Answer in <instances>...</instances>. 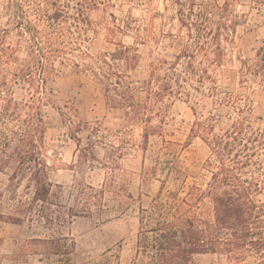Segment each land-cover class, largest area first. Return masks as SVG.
<instances>
[{
    "label": "trees",
    "instance_id": "16d2710c",
    "mask_svg": "<svg viewBox=\"0 0 264 264\" xmlns=\"http://www.w3.org/2000/svg\"><path fill=\"white\" fill-rule=\"evenodd\" d=\"M103 1H55L49 12L35 0H10L15 14L13 26H26L21 32L28 44L23 57L17 54V46L0 44V172L11 170L10 188H17L26 179L33 196L17 215L0 212V220L22 224L23 216L38 205L45 220L68 222L77 216H89L94 206L103 211L106 194L114 192L121 212L133 199L125 182L117 186L114 153H123L121 144L112 145L110 155L101 161L107 175L100 188L84 185L77 204L71 207L58 201L54 187L59 184L50 179L44 153V108L52 105L65 121L73 119L54 104L53 85L61 68L71 63L75 70L97 78L108 102L125 110L126 123L144 125V149L155 133L153 116L164 113L167 99L181 92L190 95L186 92L189 82L200 93L202 86L207 87L217 105L229 106L238 117L223 134L211 132L208 136L212 156L207 160L211 177L206 188L192 185L181 196L164 191L163 183L152 205L140 208L132 264H193L195 255L207 253L225 255L231 264H264V202L257 199L263 187L256 173L249 179L242 175L243 168L264 155V126L247 122L244 113L250 109L248 96L222 90L226 86L223 66L228 51L236 46L237 27L244 19L237 11L240 0H176L180 25L187 29V43L173 61H164L167 70L163 77L139 81L128 79L133 56L127 47L96 62L81 46L73 47V37L81 39L83 26L90 24V11ZM258 1L264 4V0ZM238 59L239 84L264 85V44L253 58ZM192 77L198 85L191 84ZM141 90L147 92L146 100L139 98ZM197 125L200 131L209 133L203 121ZM90 154L100 161L93 152ZM260 168L262 172L263 166ZM2 196L0 189V200ZM63 240L67 236L32 238L34 243L47 244L46 254L68 253L69 246L61 243ZM71 248H75V241Z\"/></svg>",
    "mask_w": 264,
    "mask_h": 264
},
{
    "label": "rangeland",
    "instance_id": "374dc122",
    "mask_svg": "<svg viewBox=\"0 0 264 264\" xmlns=\"http://www.w3.org/2000/svg\"><path fill=\"white\" fill-rule=\"evenodd\" d=\"M67 0H35L53 9L51 2ZM176 0H104L89 13L90 24L83 26L81 39L73 37V47L81 46L96 62L123 48L133 56L128 79L135 81L163 77L166 61H173L187 43V29L180 25ZM237 11L244 17L237 27L236 46L228 51L223 66L226 86L222 90L241 94L250 109L244 113L254 127L264 126V85L253 82L239 84L238 57L251 59L264 44V4L258 0H240ZM14 7L10 0H0V44L17 46V54L25 56L27 37L21 32L26 26H13ZM57 27V26H56ZM78 35L77 29H74ZM80 36V35H79ZM165 61V62H164ZM188 82L186 93L167 99L163 114L154 115L151 134L144 149V125L126 123L125 110L108 102L104 86L88 72L75 70L68 63L55 79V106H60L73 119L66 121L58 110L44 108L47 131L45 157L49 176L58 201L67 207L77 204L84 185L100 188L107 168L112 145L122 144L123 153H114L118 173L117 186L125 182L133 196L121 212L114 192L106 194L104 210L94 206L89 216H77L68 222H49L39 214V206L23 216L22 224L0 220V264H132L136 255L140 208L152 205L162 184L184 196L189 187L206 188L211 177L207 160L212 156L207 143L211 132L223 134L238 117L227 105H217L207 87L202 93ZM191 84L198 85L195 77ZM146 100L147 92L138 93ZM243 102V101H242ZM212 117V119H211ZM203 121L209 133L200 131ZM80 143V145H79ZM84 148H88L85 151ZM90 151L100 161L91 157ZM260 165L263 166L262 172ZM259 167V168H258ZM259 171V172H258ZM256 173L263 187L257 199L264 202V155L257 163L242 169L245 178ZM11 170L0 172V212L18 214L33 196L25 179L17 188H10ZM24 206H22V203ZM67 236L69 252L46 254L47 244L32 238L56 239ZM75 241V248L71 245ZM193 264H231L222 254H197Z\"/></svg>",
    "mask_w": 264,
    "mask_h": 264
}]
</instances>
